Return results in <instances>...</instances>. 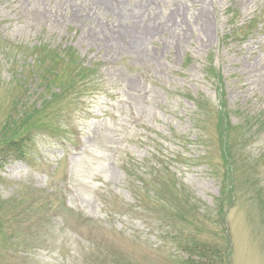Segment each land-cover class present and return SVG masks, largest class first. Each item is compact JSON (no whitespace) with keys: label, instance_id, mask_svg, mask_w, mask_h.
I'll return each mask as SVG.
<instances>
[{"label":"rangeland","instance_id":"374dc122","mask_svg":"<svg viewBox=\"0 0 264 264\" xmlns=\"http://www.w3.org/2000/svg\"><path fill=\"white\" fill-rule=\"evenodd\" d=\"M10 140L0 264H264V0H0Z\"/></svg>","mask_w":264,"mask_h":264},{"label":"trees","instance_id":"16d2710c","mask_svg":"<svg viewBox=\"0 0 264 264\" xmlns=\"http://www.w3.org/2000/svg\"><path fill=\"white\" fill-rule=\"evenodd\" d=\"M256 21H250L248 25L242 26V28H238L236 32L239 36H242L246 31V28L251 27L255 24ZM71 58H60L58 55L56 57L43 59V56L40 57V63L43 64L44 67L48 68V72L52 71L54 66H59L60 62L63 61L64 65H68L69 63H75L72 59L74 56L70 55ZM51 60V61H50ZM50 63V65H49ZM37 72V71H36ZM58 73V71H56ZM89 69H83L79 72H76L74 75L70 76L71 84L74 86L77 83L84 82L85 79L91 75L89 73ZM80 80V81H79ZM79 81V82H78ZM219 111H220V120L222 123H230L229 111L225 106L224 102L220 101ZM220 126V124H219ZM27 146H25L24 141L23 144H20L19 141H8L3 149L0 150V168L7 166L10 163L24 161L27 159ZM191 246H189L186 250L188 254V258L185 261L186 264H229L228 261H225L224 258L219 254L218 249L214 248L212 245H204L198 244L192 241Z\"/></svg>","mask_w":264,"mask_h":264}]
</instances>
